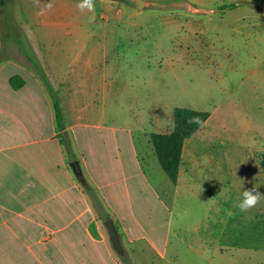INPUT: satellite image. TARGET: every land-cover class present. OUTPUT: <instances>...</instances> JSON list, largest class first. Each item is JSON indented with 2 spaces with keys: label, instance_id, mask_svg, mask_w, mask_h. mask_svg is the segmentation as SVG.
<instances>
[{
  "label": "crops",
  "instance_id": "1",
  "mask_svg": "<svg viewBox=\"0 0 264 264\" xmlns=\"http://www.w3.org/2000/svg\"><path fill=\"white\" fill-rule=\"evenodd\" d=\"M82 3L0 0V264H123L124 253L139 258L143 240L169 263L161 248L167 250L172 237L185 243L171 234L167 200L180 193L181 171L172 181L151 134L107 123L113 70L104 47L93 46L107 43L128 6L97 0L89 10ZM95 3L104 10L100 19ZM15 77L22 87H14ZM114 96L122 106L123 96ZM259 177L254 186L264 194L262 172ZM257 211L264 218V200ZM110 218L123 253L105 224ZM251 247L258 253L264 242ZM256 256L255 263L264 264V256Z\"/></svg>",
  "mask_w": 264,
  "mask_h": 264
},
{
  "label": "rangeland",
  "instance_id": "2",
  "mask_svg": "<svg viewBox=\"0 0 264 264\" xmlns=\"http://www.w3.org/2000/svg\"><path fill=\"white\" fill-rule=\"evenodd\" d=\"M116 1L128 6L122 22L108 30L106 44H93L104 47L113 70L107 123L152 135L173 131L177 108L210 115L186 141L180 193L167 198L171 234L185 243L172 237L161 248L168 263L143 240L132 263L256 264L264 250L251 244L264 242L257 233L264 218L258 204L247 212L234 204L264 176V0H144L141 10L139 0Z\"/></svg>",
  "mask_w": 264,
  "mask_h": 264
},
{
  "label": "trees",
  "instance_id": "3",
  "mask_svg": "<svg viewBox=\"0 0 264 264\" xmlns=\"http://www.w3.org/2000/svg\"><path fill=\"white\" fill-rule=\"evenodd\" d=\"M12 84L15 88H20L23 86L24 81L20 77H15L12 79ZM55 110L58 122L61 124L63 122V114L57 99H55ZM194 116L201 117L202 121L205 122L210 117L209 113L204 111L177 108L174 114L173 131L170 133H154L151 136L159 162L163 170L174 182L178 181L186 141L202 128L197 124H189L187 122ZM261 167L264 172V154L261 158ZM121 259L123 264H133L131 258L125 253L121 255Z\"/></svg>",
  "mask_w": 264,
  "mask_h": 264
},
{
  "label": "clouds",
  "instance_id": "4",
  "mask_svg": "<svg viewBox=\"0 0 264 264\" xmlns=\"http://www.w3.org/2000/svg\"><path fill=\"white\" fill-rule=\"evenodd\" d=\"M78 6L81 9L87 7L89 10H92L94 6V0H83V3ZM51 7V4L47 5V10H50ZM44 11L45 9H42L40 14H43ZM187 122L189 124H197L200 127L205 126L206 123L205 121H202L201 117L199 116L191 117ZM261 200H264V194L259 192L256 186H253V188L244 190L243 199L234 204V207L238 208L241 212H247L250 209L255 208ZM229 215H231V213H229Z\"/></svg>",
  "mask_w": 264,
  "mask_h": 264
},
{
  "label": "water",
  "instance_id": "5",
  "mask_svg": "<svg viewBox=\"0 0 264 264\" xmlns=\"http://www.w3.org/2000/svg\"><path fill=\"white\" fill-rule=\"evenodd\" d=\"M146 6V1L144 0H139V9H143ZM75 170H78V168L75 167ZM106 226L108 228V231L110 233L114 248L116 249V251H118L119 253H123L124 252V248L122 246L121 240H120V235L119 232L115 226L114 221L110 218L106 221Z\"/></svg>",
  "mask_w": 264,
  "mask_h": 264
}]
</instances>
